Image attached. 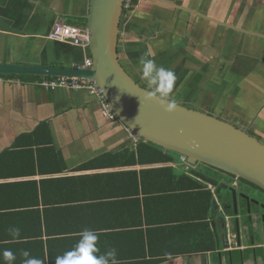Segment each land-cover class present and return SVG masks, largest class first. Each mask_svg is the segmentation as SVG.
I'll return each mask as SVG.
<instances>
[{
	"label": "crops",
	"instance_id": "obj_1",
	"mask_svg": "<svg viewBox=\"0 0 264 264\" xmlns=\"http://www.w3.org/2000/svg\"><path fill=\"white\" fill-rule=\"evenodd\" d=\"M202 2L199 4H204ZM88 5L89 0H0V62L60 67L84 65L90 57L85 44L58 43L48 36L55 24H69L71 20L85 18ZM137 8L148 13L142 3ZM77 27L85 35L83 23ZM36 81L0 77V184L42 182L36 194L29 185L21 194H16L14 188L12 195L9 187L0 188V200L3 195L12 202V206L0 208V230L6 228L4 220L14 212H24L32 218L12 222L19 233L24 231L20 225L25 221H32L37 227L36 236L33 232L23 239V243L10 247L13 250L11 260L5 256L2 247L7 242L1 241L0 264H26L32 259L40 264H56L53 260L74 250L86 230L97 234V251L93 253L96 257L115 250L116 264L146 260L148 254L144 246L147 244L146 230L150 226L146 225L144 216L145 194L141 192L142 186L135 188L132 176L124 172L163 166L175 169L174 161L129 165V154L136 149L139 138L117 118L106 115L97 97L86 90H46ZM42 122L48 124L52 144L66 164L63 171L32 173V150L36 151L37 147L32 142V132ZM39 134L42 140L48 137L45 129ZM96 158L98 165L81 168ZM19 169L23 171L21 174H11ZM136 200L140 202L139 206ZM171 202L170 199V205ZM180 208L176 204L173 214L178 215ZM33 211H38L41 216ZM140 213L142 225L139 229H131L130 223L138 221ZM215 214L213 208L209 221L214 233V247L168 257L159 264H264V241L257 239L262 238L260 234H255L253 243L246 236L237 244L232 231L231 236L227 234L231 242L225 247L226 240L216 228ZM130 230L143 231V242L140 234L133 236L138 237L139 246H135L136 241L129 242L132 237ZM172 230L178 231L176 228ZM127 246H133V252L130 253Z\"/></svg>",
	"mask_w": 264,
	"mask_h": 264
},
{
	"label": "rangeland",
	"instance_id": "obj_2",
	"mask_svg": "<svg viewBox=\"0 0 264 264\" xmlns=\"http://www.w3.org/2000/svg\"><path fill=\"white\" fill-rule=\"evenodd\" d=\"M141 3L150 11L147 25L131 32L129 16L120 25L119 56L130 75L158 93L142 74L141 60H151L174 74L173 101L264 126V0H139L136 8ZM173 157L177 171L192 170L177 153ZM195 167L198 174H214L202 163Z\"/></svg>",
	"mask_w": 264,
	"mask_h": 264
},
{
	"label": "water",
	"instance_id": "obj_3",
	"mask_svg": "<svg viewBox=\"0 0 264 264\" xmlns=\"http://www.w3.org/2000/svg\"><path fill=\"white\" fill-rule=\"evenodd\" d=\"M124 3L125 0H89L83 26L91 66L60 67L0 62V74L90 79L101 89L105 103L116 118L139 139L177 153L189 164L211 166L264 191L263 141L226 119L171 99V110H166V106H162L158 99L159 94L141 85L125 69L119 56ZM215 203L216 200L211 204L209 216ZM221 215L225 232V238L222 237L227 247L230 241L227 239L226 218ZM235 234L236 242L240 244L238 223ZM250 242L253 243V237Z\"/></svg>",
	"mask_w": 264,
	"mask_h": 264
},
{
	"label": "trees",
	"instance_id": "obj_4",
	"mask_svg": "<svg viewBox=\"0 0 264 264\" xmlns=\"http://www.w3.org/2000/svg\"><path fill=\"white\" fill-rule=\"evenodd\" d=\"M138 2L139 0H131V5L128 9H135L138 5ZM125 10L124 14L126 13ZM134 18L135 19L131 20V25H138L141 20L149 21L151 17L149 12L147 17V15H141L139 10ZM85 22L86 19L82 18L80 20H71V23L66 25H71L73 23L72 26H79L82 23L84 25ZM143 22L144 21H142L141 23ZM1 76L12 78H29L31 80L34 79L37 80L36 82L40 85L41 81H43L44 79L51 80L53 78H56L51 76L14 74H0V77ZM100 101L104 102V100ZM114 117L116 118V116ZM246 122L248 123V120ZM42 129H45L48 134V137L45 140H42L40 138L41 135L39 134V132ZM32 134L34 135L32 142L35 146H37L36 151L34 149L32 150V158L34 161V171H32V173L38 172L40 174H45L63 171L66 168V164L60 152L52 144V135L48 124L43 122L40 123L33 130ZM173 153L174 152L157 146L151 142L139 139L136 149L133 152H130L129 154L130 156L128 164L145 165L149 163L151 164L171 162L174 161ZM178 156L180 155L178 154ZM98 158L94 159L92 163H85L81 166V168H92L94 165H98L96 163ZM126 159L128 158H125V160ZM197 164L199 163L190 164L189 169L192 170L188 173L183 171L179 172L170 166L124 172L125 174L132 176L133 185L136 186L135 188H137L139 185L142 186L141 192L145 194L143 198L145 222L146 225H149L151 227L147 228L146 230L147 244H144L146 247L143 245L144 251H146V253L148 254V258L142 262H135L133 264H159L167 260L168 257L172 258L181 254L205 251L209 247H214V233L210 228V219L208 215L209 210L211 208V204L214 201V195L212 189L209 188L208 185H213L216 183L212 175L207 176L195 172L194 170L197 169L195 167ZM203 165L206 168H210L212 171L217 170V173L222 172L223 174L229 175V173L215 169L211 166L205 164ZM21 172L23 171L19 169L15 172H12L11 174H21ZM241 180L245 181L248 184L256 186L246 180ZM40 183L42 182H37L35 180L23 182H8L0 184V188L9 187L8 191L12 195V190H14V188H16V194H21V191H24L26 189V186L29 185L30 190L34 191V193L36 194L37 187L40 185ZM165 194L166 196H164ZM1 199V209L2 207L12 206V202L9 198H7V196L1 195ZM16 199L19 198H15V200ZM170 199L172 200L171 205L169 203ZM136 202V204L139 206L140 202L138 200H136ZM176 204L181 206V212L178 215H174L172 212L173 208H176ZM130 209L131 211H133V208ZM185 212H187V215L184 214ZM32 213H36L39 217L41 216L38 211H33ZM25 214L26 213L24 212L10 213L8 216L9 219L4 220V223H6L4 224L6 225V228L0 230V247L2 246L1 241L7 242L6 246H2L5 250L4 252L13 253V250L10 248L11 246L23 243V239L27 235L33 234V232L34 236L37 235L35 232L37 227L32 221H25L22 225H20V227H22L24 231L20 232L18 235L14 234L11 231L12 229H16L13 227L14 224L12 223H15L14 220L22 221L24 220V218L26 220H29L30 217ZM139 215L140 219L138 221L130 223V226L132 227L131 229H139V226L142 225V214L140 213ZM27 225L32 227V229ZM174 228H176L178 231L174 232L172 230ZM132 231L133 230H130L129 232L132 236L130 237L129 242L132 244V242L136 241L137 243L135 246H139L140 241H137L138 237L133 236H137V234H140L142 236L143 242V231ZM127 247L130 253L133 252V246ZM236 251L240 250H235V252ZM49 257L51 258L52 255L50 254ZM53 262L55 263L56 261L53 260Z\"/></svg>",
	"mask_w": 264,
	"mask_h": 264
},
{
	"label": "flooded vegetation",
	"instance_id": "obj_5",
	"mask_svg": "<svg viewBox=\"0 0 264 264\" xmlns=\"http://www.w3.org/2000/svg\"><path fill=\"white\" fill-rule=\"evenodd\" d=\"M130 5L131 3L128 4V8ZM125 11H126L125 13L126 15L124 14L123 11L122 19H126V16H129L131 17L130 20L135 19L134 17L138 12L136 8L133 10L127 9ZM142 21L146 23L143 24L140 21L141 27H145V25H147L148 22L145 20ZM137 27L138 25H130L131 32H134L133 29L136 30ZM210 110L211 108L207 110V113L215 115L219 118L223 117V115H217ZM228 121L243 129H247V131L251 135L256 136L258 139L264 142V138L261 139V136L264 134V126L254 125L253 126L254 128L249 127L248 123L246 122L243 116L239 118L237 117V119L231 118ZM211 175L213 176L216 183L213 185L209 184V187H211L213 191V195L215 197L214 199L216 200L214 207V211H216V214L214 218L216 220V228L218 233L220 234L221 232V235L225 237V232L221 225L222 218L220 217V215L223 214L224 217L226 218L225 225L228 236L229 235L231 236L232 231L235 233V228L237 223L240 225V234L242 235L241 238L243 239H245V237L248 236L249 240H251L252 236L255 238V234H260V236L263 235L264 191L260 188H257L256 186H253L251 184L246 183L245 181H242L241 178L231 174L227 175V174H223L222 172L217 173V170H214V174ZM217 188H219L218 191ZM234 203H236V207H237L236 213H234ZM225 210L229 211V214H227ZM240 219H242L243 222H240ZM249 223H251V225ZM241 227H243L244 229ZM233 237L236 238V234H234Z\"/></svg>",
	"mask_w": 264,
	"mask_h": 264
},
{
	"label": "clouds",
	"instance_id": "obj_6",
	"mask_svg": "<svg viewBox=\"0 0 264 264\" xmlns=\"http://www.w3.org/2000/svg\"><path fill=\"white\" fill-rule=\"evenodd\" d=\"M126 2L127 0H125V3H124V10L128 9V6L125 7ZM130 3H131V0H129L128 4ZM73 27L78 28L77 26H73ZM85 46L87 47V41L85 43ZM141 64L143 65V70H142L143 78L148 82L149 86L155 87L157 89L158 94H159L158 99L161 105L166 106V110L170 111L171 106L169 105V96L172 91V85L175 80L174 74L171 71L164 70L162 68H156L155 64L151 60L142 59ZM75 67H89V66L77 65ZM56 77H64V76H56ZM74 91H79V90H74ZM188 107H191V106H188ZM111 113H112L111 116H115L112 111ZM179 160L184 164L185 168H188V169L190 168L189 167L190 164L185 160L183 156L180 155ZM11 231L16 235L19 234V229H12ZM96 240H97V234L95 232L86 230L83 233L82 239L78 243L76 248L72 251L66 252L63 256L58 257L56 260V264H109V261H111V264H116L115 250L109 251L108 253H106V255L100 256V257H96L95 255H93V253L97 251L95 247ZM24 255L27 256L28 253L25 252ZM5 256L9 258L10 260L13 258L10 252H6ZM26 264H40V262L35 259H32V260H28Z\"/></svg>",
	"mask_w": 264,
	"mask_h": 264
},
{
	"label": "built area",
	"instance_id": "obj_7",
	"mask_svg": "<svg viewBox=\"0 0 264 264\" xmlns=\"http://www.w3.org/2000/svg\"><path fill=\"white\" fill-rule=\"evenodd\" d=\"M128 3L129 0H127L125 7L128 6ZM49 38L55 41L71 42L75 45H84L86 43V36L83 35L78 28L62 23L54 26L51 32H49ZM84 63L85 66H90L91 59L87 58ZM41 85L47 90L56 88L86 90L89 94L95 95L99 100H103L102 91L96 86L95 82L81 77H56L51 80L44 79L41 81ZM102 104L105 114L111 116L112 113L110 108L103 101Z\"/></svg>",
	"mask_w": 264,
	"mask_h": 264
}]
</instances>
